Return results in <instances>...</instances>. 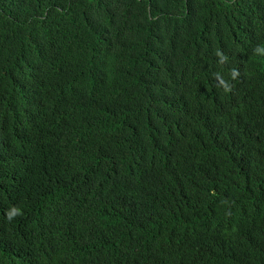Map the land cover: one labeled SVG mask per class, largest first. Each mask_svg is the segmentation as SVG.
I'll return each instance as SVG.
<instances>
[{"label":"trees","instance_id":"trees-1","mask_svg":"<svg viewBox=\"0 0 264 264\" xmlns=\"http://www.w3.org/2000/svg\"><path fill=\"white\" fill-rule=\"evenodd\" d=\"M0 264H264V0H0Z\"/></svg>","mask_w":264,"mask_h":264},{"label":"clouds","instance_id":"clouds-1","mask_svg":"<svg viewBox=\"0 0 264 264\" xmlns=\"http://www.w3.org/2000/svg\"><path fill=\"white\" fill-rule=\"evenodd\" d=\"M19 213V209L18 208H13L9 213L8 216L9 218H11L14 215H17Z\"/></svg>","mask_w":264,"mask_h":264}]
</instances>
